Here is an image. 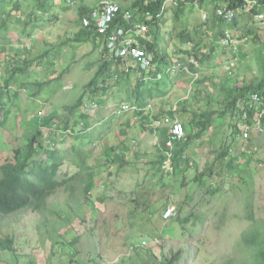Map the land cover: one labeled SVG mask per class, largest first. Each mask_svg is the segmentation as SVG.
I'll list each match as a JSON object with an SVG mask.
<instances>
[{
    "label": "rangeland",
    "instance_id": "374dc122",
    "mask_svg": "<svg viewBox=\"0 0 264 264\" xmlns=\"http://www.w3.org/2000/svg\"><path fill=\"white\" fill-rule=\"evenodd\" d=\"M14 1L5 6V11L10 10ZM101 1L125 6L134 0H78L76 5L54 0L51 10L57 17L50 22L42 21L41 27L32 32L33 38L17 35L20 23L10 22V28L16 30L8 33L12 38L11 44L0 43V77L9 76L8 69L17 65V57L34 60L49 49V54L41 60L44 64L39 65L42 67L35 65L38 61L32 63L35 75L27 83L50 80L62 74L63 78L55 93L39 90L34 98H29L26 90L21 89L18 96L11 99L15 105L7 110L9 113L0 126V163L10 156L14 148L24 144L22 133L26 122L35 129L40 113L49 114L54 109L61 111L63 106L74 102L83 85L100 66V43L65 40L73 37L76 30L78 5L93 7ZM19 2L22 3L21 10H24L28 0ZM204 5L201 10L193 6L189 7L191 12L184 10L187 22L184 26L187 30L194 24L201 26L202 36L208 39L211 35L209 28L203 27V16L212 14L215 7L211 2ZM177 14V10L170 9L158 27H152L163 41L160 46L170 61L178 58L177 49L185 46L176 40V30L183 23L177 20ZM9 16L13 18L14 15L11 12ZM256 26L260 27H256V31H260L256 41L242 42L238 37L240 34L235 33L240 45L238 61L230 73L225 66L231 60V54L216 42V50L211 53V58H214L211 67L199 66L190 69V73L184 71L165 78L158 83L165 88V93L159 97L147 94L146 101L150 106L141 113L134 114L131 110L127 115L116 117L112 116L110 107L104 108L101 114L104 112L105 121L113 117L110 125L95 140L98 143L82 150L80 156L86 157L87 163L93 166L100 164L106 156L104 145H120L123 147L121 153L128 161L127 166L119 170L111 165L97 168L99 174L93 189L85 199L80 197L84 203L78 207V216L81 213L83 217L81 222L73 216L71 222L63 220L65 214L77 210L74 202L66 203L65 193L59 191L50 198V205L59 215L55 234L63 238L53 248H47V244L57 237L47 235L38 212L28 209L1 216L0 238L14 237V250L22 256L20 264H31V260L37 264H158V260L164 256L169 258L173 253L179 256L176 264H255L258 261L255 255L257 247L249 240L254 233L257 239L264 237V132L251 130L247 141L236 135V150L233 152L243 151V154L238 159L237 171L240 173L233 175V182L231 178L218 175L198 180L196 176L214 160L209 141L212 139L214 142L231 125L230 115L210 119L203 135L187 148L189 167L183 174L173 175L158 172L159 132L157 123L148 118L158 110H163L175 120L188 114L190 117L194 113L218 110L225 103L224 89L257 83L264 72V24L256 23ZM18 47L22 51H16ZM189 63L187 59V66ZM120 84H125V81ZM14 88L13 85L10 90ZM106 88L107 96L113 91L124 92L119 85H114L113 79H108ZM186 98V110H177V102ZM128 118L130 127L122 134L118 131L119 125ZM62 165L60 171L63 173L75 171L67 160ZM216 187L221 188L220 194L214 192ZM167 211L171 212L170 216L173 214L169 219L163 217ZM199 211H203L204 218ZM186 217L189 219L181 222ZM50 223H46L48 231H51ZM69 228L72 231L66 233ZM76 234L79 240L69 248L68 241ZM9 258V254L0 252V264H11L8 263Z\"/></svg>",
    "mask_w": 264,
    "mask_h": 264
},
{
    "label": "trees",
    "instance_id": "16d2710c",
    "mask_svg": "<svg viewBox=\"0 0 264 264\" xmlns=\"http://www.w3.org/2000/svg\"><path fill=\"white\" fill-rule=\"evenodd\" d=\"M11 1L0 0V43L11 44L12 42V38L8 33L15 31L16 28H10V22L16 21L20 23L17 35L21 36L24 34L25 37L31 36L33 38L32 32L36 28L41 27L43 22H50L57 17L56 12L51 10L54 0H28L24 10H21L22 3L16 0L12 3L10 10L5 11V6ZM64 1L67 4L71 2L69 5H76L78 2V0ZM122 1L125 2L127 0ZM248 1L134 0L125 6L117 3L120 7L119 17L123 25L130 24V22L121 18L122 13L126 10L132 13L130 21L139 20L147 24L149 31L147 30L143 37L136 38L138 43L144 47L146 52L151 53L153 58L152 66L147 72L142 70L135 62L133 66L132 62L128 61V65L127 59L111 55L107 50L103 35L97 32L93 20H90L86 26L82 24V19L90 18L89 14L100 2L93 7L78 5L75 19V22H77L76 30L73 32L72 39L69 38L65 41L90 42L96 45L100 43L102 45L101 55L99 54L100 66L97 67L91 78L83 85L82 92L74 102L63 106L61 111L58 109L59 113L55 109L50 111L49 114L40 113L39 123L35 129L30 127L29 122H26V129L22 133L24 144L14 148L10 156L0 163V217L22 210L30 209L36 211L41 215V225L47 235L57 237L54 241L48 242L47 248H53L59 244L60 240L63 239L61 235L55 234L56 225L59 223L57 221L59 215L50 205V198L59 191L65 193L68 199L66 203H69V201L74 202L77 210L70 212V214H65L63 220L71 222V216H73L81 222L83 217L81 213L78 216V207L79 205L83 206L84 203L80 201V197L85 199L93 189L99 174L97 168L101 165L103 168L111 165L119 170L128 164L127 159L121 153L123 147L120 145H104L103 150L106 156L100 164H94L93 166L87 163L86 157L80 156L81 151L85 150V148L90 149L89 147L92 143H98L95 140L100 138L106 126L109 127L112 116L127 115L131 110L134 114L146 110L150 106L149 102L146 101L147 94H150V97H159L165 93V88L158 84L165 78L177 76L184 71L190 73V69H197L199 66L211 67L214 60V58H211V53L216 50V42L221 43L222 47L226 48L230 53L229 48H231L232 43L224 42L226 33L230 35L234 43L238 42L235 38V33L240 34L238 37L242 39V42L244 40L256 41L260 35V31H256V27H258L256 23L259 25L264 24V0H250L253 1V4L247 10ZM208 2L214 5L215 10L209 16L206 13L203 16V27L209 28L211 35L207 39L202 36V27L197 26V24H194L191 29L188 28L189 31L187 30V27L184 26L187 23L185 21L186 14L184 15L183 12L184 10L191 12L192 10L189 8L191 6L201 10L205 6L204 4ZM170 9L177 10V20L183 22L179 24L180 28L176 30V40L185 46L177 49V54L180 56L173 60L175 62L170 61L168 55L163 52L160 46L163 41L156 35L157 31L152 30V27L156 25L158 27L162 21L161 19ZM219 9L231 11L232 16L228 19L219 15L217 13ZM9 12L13 13V18L9 16ZM145 13L150 14V17L146 18ZM257 13H263V18H256L255 14ZM21 14H23V18ZM239 45L238 42L237 54ZM21 49L18 47L15 50L22 51ZM49 52V49H45L43 54L37 56L34 60L17 57L15 60L17 65H13L8 69L9 76L0 77V126L4 124L6 115L9 113L7 110L15 105L11 102V99L13 100L18 96L19 90L25 89L29 98H34L39 90H50L51 94L57 91L63 74L57 75L50 80H33L27 83L28 79L35 75V68L32 67V63L38 61L35 63L38 66L44 64L41 60ZM237 54L232 67L238 61ZM187 59L190 60L189 68ZM126 64L128 66L127 71L125 70ZM177 64L180 65L177 66ZM172 66L176 67L172 69ZM40 67L42 66L38 68ZM232 67L229 71H226L230 73ZM108 79H113L114 85H119L124 92L120 94L113 91L107 96L106 83ZM123 80L125 84H120ZM13 85L15 88L10 90ZM224 91L225 103L218 110L215 108L206 113H194L190 117L188 114L176 119L183 125L184 137L180 141H172L169 146L166 145V142L169 141L168 127L163 121V117L167 115L164 114L163 110L149 114L148 118H150L151 122L157 123L156 130L159 132L158 150L160 155L156 160V165L160 174H183L189 167L190 158L187 155V148H190L191 142L203 135L205 129L210 125L211 118L229 115L231 125L224 130L221 136H217L214 142L212 139L209 141L215 154L214 160L208 163L196 177L200 180L205 176L211 178L214 175H218L223 178H231V182H233V175L236 172L240 173V171H237L238 159L243 154V151L237 154L233 152L236 150V135H240L241 139L247 141L250 138L251 130H255L258 133L264 132V72L255 84L231 87L224 89ZM251 92H257L261 96L262 102L257 110L256 108H248L245 104V99ZM108 102H111V104H108ZM187 102V98L178 101L176 109L186 110ZM105 107H110L109 110L112 111V116L108 122L105 121L102 115L104 112L101 114ZM257 111L262 112V114L255 116ZM3 112L4 114H1ZM92 117L93 119L90 121ZM130 121V118L122 121L118 131L122 134L126 133L130 127ZM141 125L143 126L144 124ZM244 130L248 133L247 137H243ZM66 160L75 167V171L71 174L60 171L63 162ZM166 161H168V166L165 164ZM156 177L158 179V175ZM214 192L220 194L221 188L216 187ZM130 201L133 202L134 200L130 199ZM55 214L57 215L56 217ZM199 215L202 218L205 217L203 211H199ZM172 216L173 214L170 218ZM176 216L178 217V213H176ZM187 219L189 218L186 217L181 222ZM47 221L51 222V231L47 230ZM163 221H167V219ZM71 231L72 228H69L66 233ZM260 238L257 239L254 233L253 238L251 237L249 240L252 245L257 247L255 255L258 261L255 264H264V237ZM47 240H49V236ZM78 240L79 235H74L68 241L70 244L69 248L73 247ZM0 252L9 254L11 258H9L8 263L20 264L19 259L22 256H19L14 250L13 236L0 238ZM178 257L177 253H173L169 258L164 256L163 259L158 260V264H176ZM31 264H37V261L31 260Z\"/></svg>",
    "mask_w": 264,
    "mask_h": 264
},
{
    "label": "built area",
    "instance_id": "2783aa9c",
    "mask_svg": "<svg viewBox=\"0 0 264 264\" xmlns=\"http://www.w3.org/2000/svg\"><path fill=\"white\" fill-rule=\"evenodd\" d=\"M252 4L253 1L249 0L246 9L249 10ZM217 13L228 19L232 16V12L229 10L223 11L219 9ZM119 15L120 7L116 2L101 1L89 14L90 18L87 17L82 19V24L86 26L89 24L90 20H93L97 32L103 35L107 50L111 55L127 59L128 65V61L135 62L142 70L147 72L152 66L153 58L151 53L146 52L144 47L141 46L136 39L137 37H143L144 33L147 32V24L139 20L130 21L132 13L126 10L122 13L121 18L130 22V24L125 26L121 23ZM145 16L149 18L150 14L145 13ZM255 17L261 19L263 18V13H257ZM224 42L229 44L232 43L231 48H229L231 60H229L228 64L225 66V69L229 71L236 60L238 42L234 43L228 33L225 35ZM127 64L125 67L126 71L128 70ZM179 65L180 64H177V66ZM175 67L176 66H172V69ZM261 102V96L257 92L249 93L248 97L245 99L246 106L251 109L256 108V110ZM260 114H262V112L257 111L255 116ZM163 121L168 126L169 141L166 142V145L169 146L172 141H180L184 137V128L179 121L173 120L170 117H164ZM247 134V131L244 130L243 137H247ZM165 164L168 166V161H166ZM170 214L171 212L167 211L165 215L163 214V217L168 218Z\"/></svg>",
    "mask_w": 264,
    "mask_h": 264
},
{
    "label": "clouds",
    "instance_id": "9594fccd",
    "mask_svg": "<svg viewBox=\"0 0 264 264\" xmlns=\"http://www.w3.org/2000/svg\"><path fill=\"white\" fill-rule=\"evenodd\" d=\"M164 117H170V116H164ZM164 117H163V118H164ZM170 118H171V117H170ZM171 119H173V118H171ZM173 120H175V119H173ZM167 127H168V126H167ZM169 167H170V166H169Z\"/></svg>",
    "mask_w": 264,
    "mask_h": 264
},
{
    "label": "bare ground",
    "instance_id": "6f19581e",
    "mask_svg": "<svg viewBox=\"0 0 264 264\" xmlns=\"http://www.w3.org/2000/svg\"><path fill=\"white\" fill-rule=\"evenodd\" d=\"M19 211V210H18Z\"/></svg>",
    "mask_w": 264,
    "mask_h": 264
},
{
    "label": "crops",
    "instance_id": "0c3cea01",
    "mask_svg": "<svg viewBox=\"0 0 264 264\" xmlns=\"http://www.w3.org/2000/svg\"><path fill=\"white\" fill-rule=\"evenodd\" d=\"M92 264V263H91Z\"/></svg>",
    "mask_w": 264,
    "mask_h": 264
}]
</instances>
